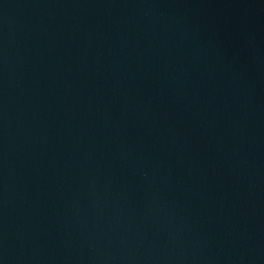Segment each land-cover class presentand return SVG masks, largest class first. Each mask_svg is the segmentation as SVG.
<instances>
[{
    "label": "water",
    "instance_id": "1",
    "mask_svg": "<svg viewBox=\"0 0 264 264\" xmlns=\"http://www.w3.org/2000/svg\"><path fill=\"white\" fill-rule=\"evenodd\" d=\"M0 264H264V0H0Z\"/></svg>",
    "mask_w": 264,
    "mask_h": 264
}]
</instances>
